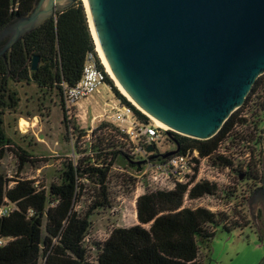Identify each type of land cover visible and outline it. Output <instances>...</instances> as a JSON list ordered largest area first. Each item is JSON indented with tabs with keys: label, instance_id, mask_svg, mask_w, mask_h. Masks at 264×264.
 <instances>
[{
	"label": "trees",
	"instance_id": "obj_1",
	"mask_svg": "<svg viewBox=\"0 0 264 264\" xmlns=\"http://www.w3.org/2000/svg\"><path fill=\"white\" fill-rule=\"evenodd\" d=\"M36 1L0 0V31L29 14ZM87 11L82 0L56 11L43 25L18 40L5 56H0V159L5 152H11L18 160L19 169L35 159L8 137L5 130L6 112L15 111L21 101L11 82L34 81L41 88L59 87L60 91L63 82L75 85L83 72L87 52L99 55ZM35 55L40 56L39 67L32 70ZM101 67L105 71V83L113 88L116 96L139 119L149 122L148 115L119 92L102 62ZM259 89L264 92V74L255 80L245 105ZM243 107L225 120L214 137L197 139L171 131L177 151L186 153L196 149L222 169L233 170L243 180L253 178L260 184L263 175L254 166L258 164L254 158L264 136L258 132L257 122L254 134L241 127L248 124ZM261 108L264 109V101ZM64 118L71 124L66 112ZM101 127H112V130L101 129V135L90 141L94 152L89 164L68 163L62 182L50 184L48 190L37 186L33 179H9L0 171V209L9 205L8 202L13 204L9 214L0 215V237L8 238L5 244H0V264H39L42 256L46 260L44 264H201L197 238L208 242L215 236L216 230L210 231L209 226L216 228L223 224L228 230L243 226L239 221L229 223L224 211L186 205V197L188 201L205 196L217 198L222 194L232 197L234 191L230 186L223 187L209 180H200L191 187L179 183L171 190L141 194L136 202L138 223L114 228L95 260L89 262L84 241L91 226V211L84 214L75 209L79 174L85 173L100 184L92 208L108 206L109 170L114 159L125 154L123 146L127 139V134L116 125L102 123ZM224 142V153H216ZM246 154L248 158L242 161ZM11 181L14 183L8 187Z\"/></svg>",
	"mask_w": 264,
	"mask_h": 264
},
{
	"label": "water",
	"instance_id": "obj_2",
	"mask_svg": "<svg viewBox=\"0 0 264 264\" xmlns=\"http://www.w3.org/2000/svg\"><path fill=\"white\" fill-rule=\"evenodd\" d=\"M78 1L37 0L0 31V56ZM88 1L120 83L141 111L171 131L214 137L264 74V0ZM39 57L32 58V70Z\"/></svg>",
	"mask_w": 264,
	"mask_h": 264
},
{
	"label": "rangeland",
	"instance_id": "obj_3",
	"mask_svg": "<svg viewBox=\"0 0 264 264\" xmlns=\"http://www.w3.org/2000/svg\"><path fill=\"white\" fill-rule=\"evenodd\" d=\"M11 86L18 90L21 101L15 111L6 112L5 130L7 136L27 149L35 160L27 162L19 169L17 158L11 152H5L0 159V171L9 179H33L37 186L48 190L50 184L62 182L68 163L89 164L90 156L94 152L91 150L90 141L94 138L95 141L96 136L101 135L99 130H112V127L102 128V123H111L119 128L128 124L120 119L127 105L106 83L100 90L82 99L70 113H66L71 124L64 118L65 111L59 87L41 88L34 81L11 82ZM263 101L264 92L259 89L248 104L243 103L242 113L248 119V124L241 126L244 131L254 134L257 122V130L264 136V109L261 108ZM148 117V123L160 126L150 115ZM166 131L169 132L167 139L161 142L162 148L176 149L171 141V130ZM137 133L134 141L127 135L123 146L125 154L116 157L109 170L108 206L92 208V201L100 184L85 173L83 176L79 174L75 209L84 214L91 211V226L84 242L85 256L89 262L97 257L103 242L114 228L138 223V216L134 213L131 202L138 189L136 175L144 168L142 158L145 150L137 148H141L145 140L140 137L139 131ZM260 144L258 143L254 158V162H258L254 166L261 170L263 175L260 184L253 178L243 180L233 170L222 169L220 185L230 186L234 196L227 198L222 194L221 197L201 198L186 203L195 207L205 206L213 212L224 211L229 223L239 221L243 225L232 230L226 229L223 224L216 228L209 226L210 231L216 230L215 236L208 242L197 238L198 261L201 264H260L264 260V188H261L264 186V140ZM245 158H248L247 154L242 161ZM86 159L88 161H85ZM13 183H8V187ZM8 204L13 207V204ZM45 261L42 256L39 264H44Z\"/></svg>",
	"mask_w": 264,
	"mask_h": 264
},
{
	"label": "built area",
	"instance_id": "obj_4",
	"mask_svg": "<svg viewBox=\"0 0 264 264\" xmlns=\"http://www.w3.org/2000/svg\"><path fill=\"white\" fill-rule=\"evenodd\" d=\"M100 59V55L88 51L84 59L83 72L77 83L73 86L66 82L62 83L61 97L66 113H70L81 103L82 99L88 98L100 90L102 85H105V71L101 67L102 61ZM120 119L128 123L120 127V130L129 135L132 141L137 138V131L140 132V137L145 140L141 148H137L138 150L144 149L145 155L142 158L144 168L138 171V175H136V187L138 189L133 202H131L135 214L137 213L136 202L139 196L147 191L171 190L179 183L188 184L191 187L200 180H209L220 184L222 168L218 164H213L209 156L201 155L196 149L186 153L177 151L167 156L169 152L176 150L172 147L162 148L161 146V142L167 139L169 132L166 131L167 129L139 119L128 105L124 107ZM171 141L175 144L173 139ZM225 143L219 147L216 153H224ZM151 146L153 150L149 151L148 147ZM210 197L205 196L203 198ZM186 201L188 202L187 197ZM11 210L12 206L3 205L0 209V215H7ZM7 241L8 238L0 237V244H5Z\"/></svg>",
	"mask_w": 264,
	"mask_h": 264
},
{
	"label": "bare ground",
	"instance_id": "obj_5",
	"mask_svg": "<svg viewBox=\"0 0 264 264\" xmlns=\"http://www.w3.org/2000/svg\"><path fill=\"white\" fill-rule=\"evenodd\" d=\"M84 2H85V4H86V7H87V13H88V16H89V20H90V24H91V31H92V34H93V36H94V38H95V40H96V48H97V51H98V53H99V55H100V57H101V61H102V63L104 64V66H105V68H106V70L108 71V73L110 74V76H111V78L114 80V82L116 83V85L119 87V89H120V92L122 93V94H124L129 100H131L139 109H141L140 107V105H138L136 102H135V100L132 98V96L129 94V92H128V90L120 83V81H119V79L117 78V76H116V74H115V72L113 71V69H112V67H111V65H110V63H109V61L107 60L108 58H107V56L105 55V53H104V50H103V48H102V46H101V42H100V40H99V38H98V35H97V33H96V30H95V25H94V22H93V19H92V16H91V13H90V5H89V1L88 0H83ZM152 117V116H151ZM157 123H158V125H160V126H162V127H165V129H169V127L168 126H166V124L164 123V122H162V121H160V120H158V119H156V118H154V117H152Z\"/></svg>",
	"mask_w": 264,
	"mask_h": 264
},
{
	"label": "flooded vegetation",
	"instance_id": "obj_6",
	"mask_svg": "<svg viewBox=\"0 0 264 264\" xmlns=\"http://www.w3.org/2000/svg\"><path fill=\"white\" fill-rule=\"evenodd\" d=\"M261 188H264V186H263V187H261Z\"/></svg>",
	"mask_w": 264,
	"mask_h": 264
}]
</instances>
